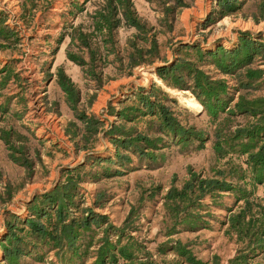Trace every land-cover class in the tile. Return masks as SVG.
<instances>
[{
  "label": "rangeland",
  "instance_id": "rangeland-1",
  "mask_svg": "<svg viewBox=\"0 0 264 264\" xmlns=\"http://www.w3.org/2000/svg\"><path fill=\"white\" fill-rule=\"evenodd\" d=\"M103 1L0 0V27L10 33L0 36V264H95L99 239L106 235L109 241L139 246L131 251L137 262L191 264L170 248L179 239L205 264H224L242 242L223 221L243 198L230 190L205 193L199 208L205 223L187 229L180 228L165 193L184 186L194 172L223 177L244 187L249 198L264 199L263 183L249 178L245 154L236 146L221 151L214 145L216 137L254 121L253 115L236 112L239 96H264V72L247 77L248 69L264 70V0H231L232 6L221 0H131L137 24L121 19L113 26L99 59L91 57V50L98 54L100 35L106 34L104 28L94 31L93 13ZM77 27L84 38L76 36ZM241 36L260 47L245 63L222 70L206 51L231 49ZM183 43L196 44L201 58L186 53L192 49L180 47ZM178 56L192 59L210 79L224 80L221 94L231 96L226 106L212 114L192 85L173 86L158 74L156 67ZM142 95L159 101L200 136L178 140L164 133L156 116L132 109L146 108L138 100ZM119 110L126 116H118ZM120 123L129 128L126 135L158 136L155 145L147 153L121 145L117 149L127 158L115 159L112 125ZM76 165L77 171H66ZM241 172L244 176L237 177ZM68 175L74 204L55 209L56 215L66 220L90 210L105 215L84 230L91 243L79 255L65 244H45L24 224L44 205L38 195L65 183ZM246 264H264V249L248 252Z\"/></svg>",
  "mask_w": 264,
  "mask_h": 264
},
{
  "label": "trees",
  "instance_id": "trees-1",
  "mask_svg": "<svg viewBox=\"0 0 264 264\" xmlns=\"http://www.w3.org/2000/svg\"><path fill=\"white\" fill-rule=\"evenodd\" d=\"M224 1L226 6H232L231 0ZM93 27L94 31H100L101 28L105 29V34L100 35L102 48L99 49V43L97 45L98 54L93 55L91 50L92 58H104L107 51V47L104 45L106 41H109L110 32L113 26L118 25L120 20L123 19L125 22L130 24H137L134 11L132 9L131 0H104L99 8L95 9L93 13ZM1 26V24H0ZM80 28L77 27L75 30L76 36L84 38V32H79ZM11 32V31H10ZM10 33L7 29L4 30L0 27V36L9 37ZM240 43L231 49L220 47L218 50L206 51V53L213 59V62L222 68V70H229L235 66L245 63L252 55V51L259 48L260 45L257 41L250 40L245 36L240 37ZM182 48H191L186 53L192 51L197 58H201L203 52L196 44L180 45ZM102 49L103 52H102ZM178 50L179 47H177ZM184 51H187L184 49ZM68 52V56H72ZM156 71L163 78H168V83L173 86L180 88H187L192 85V91L195 92L200 102L205 104L209 111L214 114L217 107L226 106V102L229 101L231 96L227 98L221 93L225 92V83L221 78L210 79L194 61L189 58L176 57L170 64L161 65L156 67ZM262 69L251 68L248 69L247 77L256 78L258 74H261ZM187 74V78H182V75ZM60 78L63 76L59 75ZM192 84H190V82ZM188 83V84H187ZM61 87L65 90V86L60 82ZM188 85V86H187ZM234 102L235 110L238 113L251 114L255 117L254 121L244 123L243 125L234 127L227 136L216 137L214 145L217 150H222V147L232 148L239 153L245 154V162L248 165L247 169L249 172V178L255 182H262L264 186V96L263 98H254L252 100L243 99L241 96L238 97ZM138 100L146 108L143 109L140 105H131L132 109H137L141 112L150 113V115L156 116L159 120L160 129L166 133L171 134L174 138L182 140L190 135L200 136L202 133L200 130H194L192 126L183 127L181 123L171 114V111L166 109V106H162L159 101L155 99L152 102L149 96H139ZM152 104L159 106L157 109L151 107ZM230 113L231 108H228ZM118 116L123 117L126 114L123 111L117 112ZM116 128V135H112L111 139L116 143L115 159H126L127 154H123L118 151L119 146H123L130 151H137L138 153H147L148 148L153 146L154 140L158 136H149L143 132H135L133 135H126V129L123 124H113L112 129ZM112 129L109 131L110 134L114 133ZM154 142V143H153ZM224 143V144H223ZM229 146H226V145ZM155 145V144H154ZM97 159L112 160V158L105 157ZM80 165L66 168L67 172L73 173L77 171ZM75 173V172H74ZM190 178L185 182L184 186L180 188L170 187L165 193L166 198L170 200L169 204L172 205L171 209L175 211V217L178 216L177 223L181 224L180 228L196 229L205 223L202 219V212L199 210L202 203L200 198L205 194H213L220 190L235 191L239 198H243L242 204L233 212L227 215L224 223H226V230L230 231L231 228L236 238L242 242V247L230 257L224 264H246L248 252L254 249H264V199L258 201L255 196L248 197L246 195V189L240 185H233L232 182L224 179L223 177H210L200 176L192 172ZM243 173H239L237 177H243ZM74 182L72 175L66 177V182L62 185H54L47 191L39 194V199L44 201V205L36 213L33 218L30 217L24 220V224L28 226V230L31 233L36 234V238L40 237L45 244L52 247H60L65 244L71 249V252L75 255L80 254L82 247L88 246L91 242V235L85 233L84 230H90V223L100 221L105 215L100 213H94L90 211L84 212L82 215L79 213H73L70 217V213L66 212V216L70 217L67 220L54 212L57 210H64L66 206L74 204L73 197L76 192L73 189ZM256 199V200H255ZM168 204V205H169ZM47 207V208H45ZM64 208V209H63ZM67 211V210H66ZM104 222V221H103ZM178 228V229H180ZM229 228V229H228ZM128 236V235H127ZM83 238L85 239L83 241ZM10 240V239H8ZM118 240V239H116ZM96 255L93 259L95 264H104L110 262L111 264L117 262L118 258L122 261L119 264H154L155 262L150 259L147 261L140 260L137 262L132 254V250L139 246L134 245L131 241L118 243L109 241L107 235L99 239ZM176 254L182 255L184 261L191 264L196 262L198 264H205V261L195 258L187 247V244L175 239L171 247ZM10 249V248H9ZM83 250V249H81ZM10 251H15L11 250ZM9 250L6 251V254ZM13 253H11L12 255ZM134 258V259H133ZM212 264H219L215 261Z\"/></svg>",
  "mask_w": 264,
  "mask_h": 264
},
{
  "label": "bare ground",
  "instance_id": "bare-ground-1",
  "mask_svg": "<svg viewBox=\"0 0 264 264\" xmlns=\"http://www.w3.org/2000/svg\"><path fill=\"white\" fill-rule=\"evenodd\" d=\"M186 91V90H185ZM194 101V100H193ZM193 101H192V103L191 104H193ZM190 103V102H189Z\"/></svg>",
  "mask_w": 264,
  "mask_h": 264
}]
</instances>
